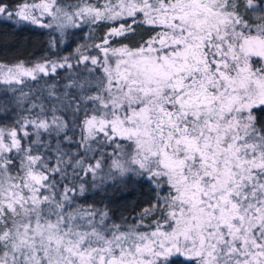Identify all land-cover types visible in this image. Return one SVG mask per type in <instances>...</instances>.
I'll return each mask as SVG.
<instances>
[{
	"label": "snow or ice",
	"instance_id": "snow-or-ice-1",
	"mask_svg": "<svg viewBox=\"0 0 264 264\" xmlns=\"http://www.w3.org/2000/svg\"><path fill=\"white\" fill-rule=\"evenodd\" d=\"M3 28L45 39L0 61V264H264V0H0Z\"/></svg>",
	"mask_w": 264,
	"mask_h": 264
},
{
	"label": "trees",
	"instance_id": "trees-1",
	"mask_svg": "<svg viewBox=\"0 0 264 264\" xmlns=\"http://www.w3.org/2000/svg\"><path fill=\"white\" fill-rule=\"evenodd\" d=\"M45 37L34 32L14 33L11 29H0V61L14 62L17 59L28 60L41 54ZM125 214L139 212L142 204L133 197L121 202Z\"/></svg>",
	"mask_w": 264,
	"mask_h": 264
}]
</instances>
